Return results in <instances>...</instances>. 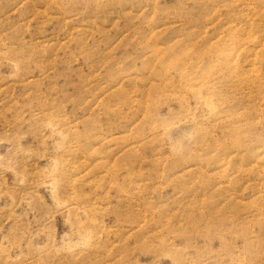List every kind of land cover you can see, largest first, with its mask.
I'll return each instance as SVG.
<instances>
[{
  "label": "rangeland",
  "instance_id": "1",
  "mask_svg": "<svg viewBox=\"0 0 264 264\" xmlns=\"http://www.w3.org/2000/svg\"><path fill=\"white\" fill-rule=\"evenodd\" d=\"M0 264H264V0H0Z\"/></svg>",
  "mask_w": 264,
  "mask_h": 264
}]
</instances>
